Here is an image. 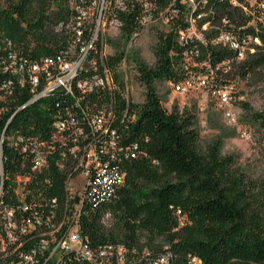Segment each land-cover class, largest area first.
Here are the masks:
<instances>
[{
  "label": "built area",
  "instance_id": "built-area-1",
  "mask_svg": "<svg viewBox=\"0 0 264 264\" xmlns=\"http://www.w3.org/2000/svg\"><path fill=\"white\" fill-rule=\"evenodd\" d=\"M164 1L160 9L158 0H67L69 13L55 28L64 38L60 50L32 57L11 42L0 48V264L169 262V251L151 256L146 247L139 249L140 241H94L85 232L96 210L99 223L111 227L106 205L125 183L121 164L140 155L137 142L125 141L134 114L129 102L116 106L117 84L108 64L122 26L118 13L137 4L144 9L138 19L142 25L158 18L183 23L176 35L187 62L209 46L231 51L238 62L262 44L264 0ZM111 29L115 39L109 37ZM127 49L119 63L124 71ZM231 61L222 60L216 68L226 72ZM193 65L208 66L206 61ZM123 79L122 94L131 99ZM169 83L182 94L194 86L205 89L225 121L249 135L239 124L231 86L209 91L210 77L199 70ZM33 104L47 110L46 127L14 123L15 115ZM4 163L13 168L4 173Z\"/></svg>",
  "mask_w": 264,
  "mask_h": 264
},
{
  "label": "trees",
  "instance_id": "trees-1",
  "mask_svg": "<svg viewBox=\"0 0 264 264\" xmlns=\"http://www.w3.org/2000/svg\"><path fill=\"white\" fill-rule=\"evenodd\" d=\"M158 4L164 9V0ZM143 10L136 4L118 13L122 26L108 60L117 84L116 106L122 109L129 102L128 109L134 114L125 141L137 142L140 155L121 164L126 170L125 183L106 205L112 212L111 227L99 223L101 212L96 210L85 232L94 241H140L139 249L146 247L151 256L169 251L166 264H264V180L246 171L234 154L222 153L220 133L200 145L195 107L179 109L175 104L168 110L156 88V81H176L199 70L210 77L209 91L231 86L235 102L233 79L247 78L264 68V37L254 55L238 62L231 51L210 46L187 62L176 35L183 23L173 22L158 35L154 66L143 62L135 66L144 94L141 103H133L122 94L125 82L119 63L133 34L139 35L144 26L138 20ZM68 13L67 0H0V48L11 42L32 57L60 50L64 38L55 28ZM225 59L232 61L223 72L216 64ZM204 61L210 68L193 65ZM239 103L264 141V112L249 110L245 101ZM47 119V110L33 104L18 112L14 123L22 120L24 126L44 128ZM239 124L248 129L240 117ZM2 127L0 122V131ZM11 168L4 163V173Z\"/></svg>",
  "mask_w": 264,
  "mask_h": 264
},
{
  "label": "rangeland",
  "instance_id": "rangeland-1",
  "mask_svg": "<svg viewBox=\"0 0 264 264\" xmlns=\"http://www.w3.org/2000/svg\"><path fill=\"white\" fill-rule=\"evenodd\" d=\"M4 3V0H1ZM171 23L158 18L140 29L137 38L127 43V59L125 71L120 69L122 77L127 78L130 85V98L135 103L143 101L144 86L137 79L136 64L143 62L147 66H154L156 61L155 47L157 45L158 35L170 29ZM116 38L115 31L109 30ZM119 40V36L115 41ZM109 41V40H108ZM234 98L235 110L242 123L247 126L249 135L242 133V130L234 128L228 124L222 116L221 108L217 104L214 96L203 88L194 86L185 93L175 92L169 81H156V88L163 98L164 107L171 109L177 105L179 109L185 106L195 107L197 125L199 130L200 145L211 141L215 135L220 133L223 139L222 153L234 154L238 158L240 165L252 176L264 180V141L261 139L260 132L253 121H249L248 112L244 110L240 101H245L249 110L264 112V68L252 73L247 78H234ZM235 129L234 136L229 134Z\"/></svg>",
  "mask_w": 264,
  "mask_h": 264
}]
</instances>
